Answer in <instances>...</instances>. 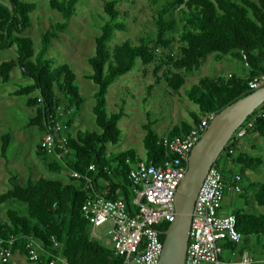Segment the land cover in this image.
I'll use <instances>...</instances> for the list:
<instances>
[{
	"label": "trees",
	"instance_id": "1",
	"mask_svg": "<svg viewBox=\"0 0 264 264\" xmlns=\"http://www.w3.org/2000/svg\"><path fill=\"white\" fill-rule=\"evenodd\" d=\"M80 1L49 0V9L57 12L62 21L41 34L37 52L33 40L24 36V32L31 28V15L37 10L38 0L0 2V53L7 50L15 53L13 58L0 63V82L8 83L16 68L23 78L30 80L29 84L19 86L9 95L24 98L26 106L35 109V116L26 124L27 127H35L43 135L56 125L61 128L53 151L49 153L37 145L35 155L48 173H65L68 179L63 183L46 177L37 180L28 178L22 185L18 177L12 175L9 178L10 188L0 194V206L16 201L24 206L25 211L7 210L8 222L0 216V237L3 240L13 238L12 254L26 259L28 240L39 242L42 247L40 264H49L56 257L62 258L66 264H121V259L115 257L110 249L91 239L92 228L83 217L82 206L88 199L105 197L122 199L129 207L134 185L128 178L125 159L160 166L169 155L161 146V138L153 129L155 122L148 114L143 124L144 158L132 150L117 155L107 154L108 146H115L120 141L118 125L125 116L124 102L116 113L107 114L109 87L140 62L141 74L145 75L146 68L151 67L153 77V83L146 88V102L152 90L163 83L173 94H177L185 84V75L198 70L209 56H217L216 60L226 56L241 62L248 70L246 77L232 73L216 78L204 77L186 91L187 99L197 105L201 116L190 112V121L181 120L165 134L169 137L184 135L203 115L217 114L253 92L248 89L247 82L264 73V0H257V4L250 0H173L166 7H159L154 0L153 11L158 29L156 40L140 39L138 45L125 40L114 46L111 43L115 35L128 32V25L120 20L117 8L123 0L104 1L102 16H99L102 20L100 32L94 37V55L88 59L92 73L85 77L97 88L93 94L92 109L97 130L71 133L83 100L74 86L75 74L71 68L67 64L57 65L47 55L52 42L67 32ZM172 6L179 8V19L186 29L177 34L178 52L165 56L161 59L165 61L162 63L156 61V53L169 44L166 35L171 25L165 16ZM252 120L246 135L241 138L233 136L216 162L218 169L220 159L224 163L220 171L224 185L222 201L228 180L232 179V191L234 185L240 186L241 180L236 182V177H241L228 174L232 165L239 164L251 171L263 165L260 158L237 152L245 138L251 141L256 136L264 140V103L245 121ZM10 143L9 133L0 137V155L4 159L7 158ZM246 188L254 189V203L264 208V183L249 184ZM240 189L241 192L236 195H242L244 190ZM232 216L241 238L264 236V214L255 216L237 211ZM169 225L163 222L157 228L164 234ZM161 239L164 240L163 235Z\"/></svg>",
	"mask_w": 264,
	"mask_h": 264
},
{
	"label": "rangeland",
	"instance_id": "2",
	"mask_svg": "<svg viewBox=\"0 0 264 264\" xmlns=\"http://www.w3.org/2000/svg\"><path fill=\"white\" fill-rule=\"evenodd\" d=\"M104 1L108 0H81L76 7L75 15L70 20L67 32L60 34L59 39L52 42L48 51L47 58L53 60L57 65L67 64L71 68L75 74L74 86L83 100L80 114L70 130L71 133H75L77 130H97L92 113L94 106L93 94L97 88L85 77L92 73L88 59L94 55V37L100 32L99 28L102 20L99 16H102ZM153 1L123 0L119 4L117 8L120 11V20L127 23L128 32L117 33L111 43L112 46L119 45L125 40H130L134 45H138L140 39L156 40L158 29L155 21L156 15L153 11ZM250 1L256 4L258 2L257 0ZM0 2L5 4L6 0H0ZM48 2L49 0H38L37 10L31 15V28L24 32V36L33 40L36 52L40 48L41 34L49 30L53 24L62 21L57 12L49 9ZM172 3L173 0H157L159 7L170 6ZM178 9V7L172 6L170 12L165 16L166 21L171 25V27H168L166 35L169 44L159 48L156 53V61L158 62L164 63L165 61L161 59L170 54L175 55L178 52L177 34L186 29L184 23L179 19ZM14 56L13 50L3 51L0 53V63ZM216 59L217 56H209L205 64L198 70L185 75V84L177 94H173L163 83L152 90L151 96L148 97L146 102H144L146 88L153 83L151 67H147L145 75H142L141 64L137 62L131 72L115 81L108 89L106 111L108 115L116 113L124 102L125 116L118 125L121 131L120 141L115 146H108L107 154L117 155L132 150L144 158L145 151L142 145L143 124L146 123L147 114L151 121L155 122L153 129L157 136L161 138L174 125H178L181 120H189L190 112L201 116L197 105L186 97V91L192 85L198 84L201 78H216L231 73L243 77L247 76L248 70L241 62L226 56H221L220 60ZM29 83L30 80L23 78L17 68L11 73V80L8 83L2 84L0 82V137L6 133L11 135L7 158L4 159L0 155V194L10 188L9 178L12 175H16L22 185L26 184L28 178L37 180L39 177H46L63 183L68 182L65 173H62V175L48 173L35 155L36 146L40 144L43 134L35 127L26 126L29 120L35 116V109L28 108L24 98H15L9 95L19 86ZM236 132L237 130L233 135ZM252 138L251 141L246 138L242 140L237 152L246 153L247 148V152L260 158L263 165L255 171L245 169L239 164L232 165L228 173L238 174L241 177L240 187L242 189L248 183H264V140L256 136ZM245 142L246 144L249 143L248 147H245ZM223 164V160L220 159L219 171L223 170ZM257 208L264 211V208ZM9 209L25 211L24 206L16 201H10L0 206V216L7 222L9 217L6 215V211ZM109 229L110 225L108 223L96 228L94 232H91V239L109 249L110 245L107 244ZM18 257L17 262L13 259L14 261H10V264L39 263H31L21 255H18Z\"/></svg>",
	"mask_w": 264,
	"mask_h": 264
},
{
	"label": "built area",
	"instance_id": "3",
	"mask_svg": "<svg viewBox=\"0 0 264 264\" xmlns=\"http://www.w3.org/2000/svg\"><path fill=\"white\" fill-rule=\"evenodd\" d=\"M262 86L264 73L247 82L249 90L255 91ZM215 116V113L203 115L200 121L182 136L161 137L160 144L169 155L163 165L152 166L143 161L125 159L128 178L134 185L129 207L122 199L105 197L88 199L83 204L81 211L84 219L91 225L92 232L106 223L110 225L107 244L110 245L109 249L113 255L121 259V264H158L163 249L161 236L164 234L157 226L163 222L170 224L174 221L175 194L186 174L189 154ZM253 121H244L233 135L234 138L245 136ZM60 132L61 128L56 125L45 133L39 144L41 148L52 152L55 138ZM216 162L208 170L195 200L184 264H221L219 243L226 240L238 243L241 239L236 230L235 217L219 214L224 185ZM92 168L91 166L90 169ZM240 180L236 177V182ZM233 191L240 193V186L234 185ZM13 244V238L3 240L0 237V264H8L11 261ZM25 247L28 261L39 262L42 251L40 243L31 239ZM249 262L247 254H244L239 264ZM49 264L66 262L56 257Z\"/></svg>",
	"mask_w": 264,
	"mask_h": 264
},
{
	"label": "water",
	"instance_id": "4",
	"mask_svg": "<svg viewBox=\"0 0 264 264\" xmlns=\"http://www.w3.org/2000/svg\"><path fill=\"white\" fill-rule=\"evenodd\" d=\"M264 103V86L216 114L191 150L187 171L174 199L175 219L164 233L158 264H184L191 214L201 184L234 132Z\"/></svg>",
	"mask_w": 264,
	"mask_h": 264
},
{
	"label": "crops",
	"instance_id": "5",
	"mask_svg": "<svg viewBox=\"0 0 264 264\" xmlns=\"http://www.w3.org/2000/svg\"><path fill=\"white\" fill-rule=\"evenodd\" d=\"M244 144L245 147L249 146V143ZM245 152L248 153L247 148ZM232 183V179L226 182L225 195L222 201L220 214L232 215L234 212L241 211L255 216L263 215L264 211L258 209V206L254 203V189L246 188L247 185H254L255 183L246 184L243 188L244 193L241 196H237L233 193V191L231 190ZM240 197L243 199H241ZM219 247L221 248V253L219 256L221 264H239L244 254H247L250 261L249 264H264L263 235H251L249 237H242L240 242L237 244L226 241L220 242ZM13 259L17 262V260L19 259L18 254L13 255L11 262L14 261Z\"/></svg>",
	"mask_w": 264,
	"mask_h": 264
}]
</instances>
